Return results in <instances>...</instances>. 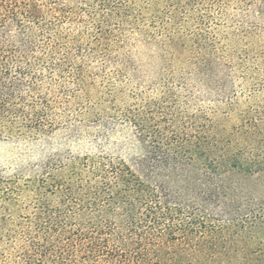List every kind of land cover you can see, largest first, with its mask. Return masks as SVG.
Returning a JSON list of instances; mask_svg holds the SVG:
<instances>
[{
	"label": "trees",
	"instance_id": "trees-1",
	"mask_svg": "<svg viewBox=\"0 0 264 264\" xmlns=\"http://www.w3.org/2000/svg\"><path fill=\"white\" fill-rule=\"evenodd\" d=\"M151 44L182 85H130ZM258 90L264 0H0V140L100 145L0 171V264H264V104L239 109ZM118 130L138 151L101 147Z\"/></svg>",
	"mask_w": 264,
	"mask_h": 264
},
{
	"label": "rangeland",
	"instance_id": "rangeland-1",
	"mask_svg": "<svg viewBox=\"0 0 264 264\" xmlns=\"http://www.w3.org/2000/svg\"><path fill=\"white\" fill-rule=\"evenodd\" d=\"M163 5H153L150 7V15H154L157 9H162ZM170 26V23H169ZM134 60L140 65V78L132 80L130 85L144 86L151 83L161 75L174 78L181 81L182 85V63L176 60L169 53L163 51L158 45L151 44L145 47L134 46ZM263 73V72H262ZM237 75H231L228 85L232 89L244 92L251 81H243ZM245 82V83H244ZM190 83L191 80H190ZM243 86H242V85ZM195 105L206 106L209 102L204 97V89L194 86ZM182 91V90H181ZM264 91L258 90L257 93L247 96H241L239 109L248 110L250 107L263 105ZM88 131V132H85ZM95 131V126L85 129L83 136L79 138H68V133L63 129L56 130L47 138H27L19 140H0V171L3 175L10 174L14 169L37 165L48 155L54 153H63L66 151L83 152L100 147L99 144L91 139L90 134ZM102 144V143H100ZM101 147H107L114 154L130 155L138 151L139 144L134 139L130 131L118 130L111 135L109 142L104 143Z\"/></svg>",
	"mask_w": 264,
	"mask_h": 264
}]
</instances>
